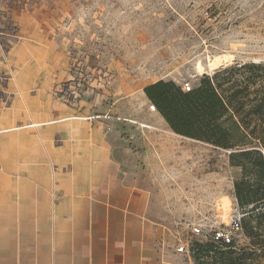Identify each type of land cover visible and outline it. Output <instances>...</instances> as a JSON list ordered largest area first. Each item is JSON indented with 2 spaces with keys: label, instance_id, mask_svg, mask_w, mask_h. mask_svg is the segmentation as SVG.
I'll return each mask as SVG.
<instances>
[{
  "label": "crops",
  "instance_id": "0c3cea01",
  "mask_svg": "<svg viewBox=\"0 0 264 264\" xmlns=\"http://www.w3.org/2000/svg\"><path fill=\"white\" fill-rule=\"evenodd\" d=\"M43 32L0 33V264H194L156 220L136 133L74 91Z\"/></svg>",
  "mask_w": 264,
  "mask_h": 264
},
{
  "label": "rangeland",
  "instance_id": "374dc122",
  "mask_svg": "<svg viewBox=\"0 0 264 264\" xmlns=\"http://www.w3.org/2000/svg\"><path fill=\"white\" fill-rule=\"evenodd\" d=\"M15 28L58 42L74 68V91L136 133L129 140L142 155L139 175L153 190L158 222L188 244L217 231L247 243L236 229L239 171L229 152L154 121L143 88L159 80L194 88L219 68L264 63V0H0V33Z\"/></svg>",
  "mask_w": 264,
  "mask_h": 264
},
{
  "label": "trees",
  "instance_id": "16d2710c",
  "mask_svg": "<svg viewBox=\"0 0 264 264\" xmlns=\"http://www.w3.org/2000/svg\"><path fill=\"white\" fill-rule=\"evenodd\" d=\"M143 94L175 135L228 151L239 171L232 198L247 243L195 241L194 264H264V63L219 68L187 92L159 80Z\"/></svg>",
  "mask_w": 264,
  "mask_h": 264
},
{
  "label": "built area",
  "instance_id": "2783aa9c",
  "mask_svg": "<svg viewBox=\"0 0 264 264\" xmlns=\"http://www.w3.org/2000/svg\"><path fill=\"white\" fill-rule=\"evenodd\" d=\"M183 89V91L187 92L191 89V87L188 85V84H184L182 85L181 87ZM75 93V92H74ZM73 93V100H75L77 97H79V94ZM238 219L239 217L237 218V221L235 222L236 223V229H238ZM193 235L195 236H198L200 234V229L199 228H195L193 231ZM210 240L215 242V243H224V244H228L231 242V238L228 234H225V233H222V232H213L212 236L210 237ZM189 241L184 244V243H180L177 247V252L178 253H185V252H189V248L191 246V242L190 244H188ZM190 253V252H189Z\"/></svg>",
  "mask_w": 264,
  "mask_h": 264
},
{
  "label": "bare ground",
  "instance_id": "6f19581e",
  "mask_svg": "<svg viewBox=\"0 0 264 264\" xmlns=\"http://www.w3.org/2000/svg\"><path fill=\"white\" fill-rule=\"evenodd\" d=\"M198 70H199V72H201V71H202V68H201V66H198Z\"/></svg>",
  "mask_w": 264,
  "mask_h": 264
}]
</instances>
